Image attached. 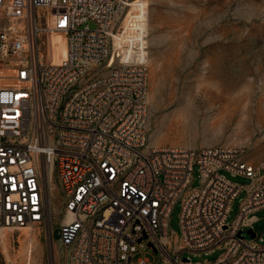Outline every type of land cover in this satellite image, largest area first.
<instances>
[{"label":"built area","instance_id":"1","mask_svg":"<svg viewBox=\"0 0 264 264\" xmlns=\"http://www.w3.org/2000/svg\"><path fill=\"white\" fill-rule=\"evenodd\" d=\"M124 8L122 0H0V231L47 224L56 167L71 216L59 240L71 264H134L137 244L149 242L162 250L160 264H195L185 253L215 250L211 264H264V244L245 235L264 208V160L230 146L149 144V69L123 61V49L141 45L114 46ZM40 31L64 35L57 62L42 60ZM177 204L180 233L170 225Z\"/></svg>","mask_w":264,"mask_h":264},{"label":"rangeland","instance_id":"2","mask_svg":"<svg viewBox=\"0 0 264 264\" xmlns=\"http://www.w3.org/2000/svg\"><path fill=\"white\" fill-rule=\"evenodd\" d=\"M125 8L114 35L115 48L134 40L141 50L123 49V61L139 60L149 69L147 135L151 146L183 145L193 149L230 146L244 150L250 162L264 160V0H122ZM44 18L39 27L45 28ZM133 26V29H132ZM132 31L138 35L131 36ZM43 61L65 55L61 32L40 31ZM119 62V59H118ZM248 185L251 180L233 177ZM194 186L200 184L195 172ZM50 205L47 224L0 231V264H71L59 240L67 219L57 168L46 182ZM246 190L236 198L232 222ZM181 206L171 215L180 233ZM253 231L264 244V208L257 211ZM248 228L244 230L247 231ZM251 229V228H250ZM247 238L251 234L245 232ZM263 237L261 240L259 237ZM169 253L177 249L170 237ZM138 245L133 263L141 258L160 264L162 250ZM211 254L185 253L195 264H211Z\"/></svg>","mask_w":264,"mask_h":264},{"label":"water","instance_id":"3","mask_svg":"<svg viewBox=\"0 0 264 264\" xmlns=\"http://www.w3.org/2000/svg\"><path fill=\"white\" fill-rule=\"evenodd\" d=\"M247 232H248L249 234H251L252 237H255V232L253 231V229H249ZM145 237L147 238V235H145ZM148 246H149L154 252H157V251H158V248H157V246H156L154 243L149 242V243H148Z\"/></svg>","mask_w":264,"mask_h":264},{"label":"bare ground","instance_id":"4","mask_svg":"<svg viewBox=\"0 0 264 264\" xmlns=\"http://www.w3.org/2000/svg\"><path fill=\"white\" fill-rule=\"evenodd\" d=\"M65 53H66V50H65ZM49 181H51V175L49 176ZM69 220H71V216L70 215L67 216L66 221H69Z\"/></svg>","mask_w":264,"mask_h":264},{"label":"crops","instance_id":"5","mask_svg":"<svg viewBox=\"0 0 264 264\" xmlns=\"http://www.w3.org/2000/svg\"><path fill=\"white\" fill-rule=\"evenodd\" d=\"M255 216H256V214H255ZM257 217V216H256ZM258 218V217H257Z\"/></svg>","mask_w":264,"mask_h":264}]
</instances>
